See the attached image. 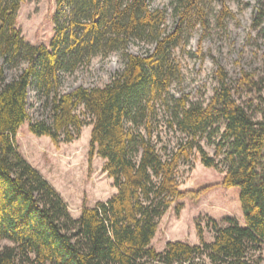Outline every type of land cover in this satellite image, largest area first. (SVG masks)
<instances>
[{"label": "trees", "instance_id": "obj_1", "mask_svg": "<svg viewBox=\"0 0 264 264\" xmlns=\"http://www.w3.org/2000/svg\"><path fill=\"white\" fill-rule=\"evenodd\" d=\"M26 1L0 0V264H254L249 253L264 243V108L257 119L258 110L238 102L226 76L208 103L170 93L181 77L174 49L188 41L193 21L208 25L206 0H172L178 21L170 31L166 10L148 0H57L50 47L32 44L17 27ZM218 1L221 23L232 14L226 0ZM258 15L264 18V8ZM135 40L155 46L133 54ZM115 51L124 68L108 83L62 90L65 75ZM7 67L20 68L9 81ZM31 90L50 120L31 119ZM159 102L167 106L168 126L187 135L174 149L153 123ZM26 122L57 145L91 125L90 155L104 159L117 192L73 217L19 151L16 136ZM205 136L220 137L215 155L200 142ZM195 150L204 166L224 174V186L240 188L245 224L212 220L213 241L198 226L199 244L169 241L159 251L152 241L160 219L177 200L204 191L181 190L177 178Z\"/></svg>", "mask_w": 264, "mask_h": 264}, {"label": "rangeland", "instance_id": "obj_2", "mask_svg": "<svg viewBox=\"0 0 264 264\" xmlns=\"http://www.w3.org/2000/svg\"><path fill=\"white\" fill-rule=\"evenodd\" d=\"M153 8L167 12L166 29L172 30L178 19L172 11V0H148ZM232 15L218 17L222 8L218 0H206L205 18L193 21L187 32V42L174 49V56L181 68V77L173 83L170 93L176 97L186 95L193 102L208 103L222 76L233 87L235 98L247 108L258 110L257 119L263 118L264 108V18L257 20L264 0H226ZM59 10L57 0H27L21 6L17 27L32 44L50 47L54 36V16ZM154 44L140 40L132 41L128 52L145 55L153 50ZM2 64V61H0ZM124 68L120 52H111L107 57L96 56L87 66H81L73 74L65 75L62 90L70 92L79 86L98 87L108 83ZM20 68L7 67L5 75L11 80ZM158 115L153 120L162 136L163 143L176 148L187 137L186 134L168 126L167 106L159 102ZM259 108V109H258ZM30 115L32 120H50L48 111L42 108L35 91L31 90ZM224 130V127H222ZM92 126H85L81 136L73 142L55 144L48 136H37L29 130L26 122L19 129L16 141L20 153L37 168L59 192L68 204L73 217L80 216L84 206H94L107 201L116 192L113 179L104 171V159L90 155ZM205 136L200 139L204 148L216 154L215 142ZM162 143V144H163ZM218 155L217 159L222 160ZM181 190L199 191L197 198L190 196L177 200L160 219L158 231L152 245L164 250L169 241H184L199 244L198 226L203 229L204 239L213 241L212 220L221 226L228 224L227 218L245 224L240 188L223 185L224 174L203 165L200 154L195 150L190 163H181L177 174ZM178 204L182 209L177 210ZM9 243V242H7ZM249 257L254 264H264V243L252 249Z\"/></svg>", "mask_w": 264, "mask_h": 264}]
</instances>
